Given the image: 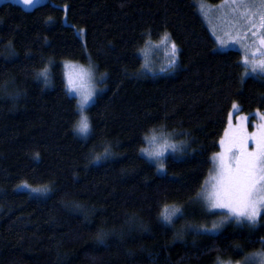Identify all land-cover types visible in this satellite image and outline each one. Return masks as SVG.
Listing matches in <instances>:
<instances>
[{
	"label": "trees",
	"instance_id": "16d2710c",
	"mask_svg": "<svg viewBox=\"0 0 264 264\" xmlns=\"http://www.w3.org/2000/svg\"><path fill=\"white\" fill-rule=\"evenodd\" d=\"M165 34L178 61L157 71L148 47ZM64 61L103 78L87 139L74 131ZM242 69L238 50L215 48L194 0L0 3V264H218L264 252V218L195 228L216 215L196 198L232 104L264 109V77ZM153 132L187 146L164 158L163 173L141 154ZM105 147L111 155L96 162ZM165 207L185 221L162 223Z\"/></svg>",
	"mask_w": 264,
	"mask_h": 264
},
{
	"label": "snow or ice",
	"instance_id": "6c2138e0",
	"mask_svg": "<svg viewBox=\"0 0 264 264\" xmlns=\"http://www.w3.org/2000/svg\"><path fill=\"white\" fill-rule=\"evenodd\" d=\"M25 5H31L33 0H17ZM232 11L237 16L249 23L253 28L256 27V18H259V27L264 29V0H231ZM244 9V11H241ZM256 33L253 32V35ZM163 43L169 41V36L165 34L162 38ZM260 46L264 48V34L260 37ZM171 58L170 63H176L178 49L175 43L170 45ZM253 59H245V66L251 65V70L257 69L264 73V59L257 64ZM259 56L264 57V51L259 52ZM65 79L67 81L68 91L76 99L77 113L79 119L75 125L74 131L82 138L87 139L92 133V122L86 115V108L90 105L96 95L95 85L93 83V69H85L77 65L65 64ZM247 75V73H245ZM43 78L47 85L49 82V73L45 69L37 74V79ZM103 79V78H102ZM232 108L238 110V105L233 103ZM247 117H239V123L232 124V114H229V126L225 129L224 137L220 140L221 151L212 157L215 167V175H211L210 180L206 182L203 191L199 194V199L208 210L209 214H215L214 210H224V219L214 223L211 229L197 231V234L214 233L226 221L234 220L236 223H247L255 227L264 213V123L256 126L257 131L249 133L245 125ZM264 120V116L260 117ZM146 141L155 145L157 136L153 134L145 137ZM251 141L254 148L249 150L248 144ZM171 149L172 153H183L187 150L184 144L177 145L170 143L167 139L159 147L152 149H141V153L146 156V162L159 164L161 167L158 172H163L165 152ZM111 155L108 147H105L103 156H96L95 161L107 159ZM26 187V185H25ZM51 190L47 187L43 189H32V192L47 195ZM183 216L179 208L165 207L162 213V223L173 225L176 219ZM105 234L98 233L97 241L104 243ZM264 243V241H262ZM259 264H264V254L259 257Z\"/></svg>",
	"mask_w": 264,
	"mask_h": 264
},
{
	"label": "rangeland",
	"instance_id": "374dc122",
	"mask_svg": "<svg viewBox=\"0 0 264 264\" xmlns=\"http://www.w3.org/2000/svg\"><path fill=\"white\" fill-rule=\"evenodd\" d=\"M7 0H0V3L5 2ZM19 6H21L23 9L29 10L33 8L36 5L42 4L48 0H33V3L31 5H25L22 2L18 3L17 0H9ZM258 2V0H257ZM195 8L197 13L200 15V17L203 19L204 23L207 25L214 41H215V48L220 51H224L227 49H235L240 52V62L242 64V76L243 77H264V73H261L259 69H257L256 72H253L251 70V65L245 66L244 61L245 59H248L251 61L253 59V54L255 55V61L258 64L261 59H264V57L259 56V52L264 51V48L260 46V37L262 34H264V29H260L259 27V18H256V27L253 28L249 23L237 16V14L233 13L232 11V5H231V0H194ZM241 11H244V9H241ZM253 32L256 34L253 35ZM81 39H83V33H79ZM173 42H171L172 44ZM170 42L168 41L167 43H163L162 39L161 41L156 45V46H149L148 51L153 52L154 54V64L152 67L157 70V71H164L166 68L174 66L177 61H178V55L176 57V63L173 65L170 63V58H171V48L169 47ZM177 47V46H176ZM162 48V49H160ZM178 49V47H177ZM142 57V55H141ZM143 64H144V59L142 57ZM65 64H71V65H77L79 67H84L86 65H80L68 61L63 62V78H64V83H65V88L67 92L73 96L72 93L68 91V86H67V81L65 79ZM85 69H88L87 67H84ZM154 70H151L149 72H153ZM247 73V75L245 74ZM101 76V75H100ZM102 77V76H101ZM93 83L95 85V90H96V95L100 92L102 89V80L100 77H98L95 73L93 75ZM95 95V96H96ZM94 96V98H95ZM93 98V100H94ZM93 100L90 102V104L93 102ZM238 105L237 103H235ZM233 105V104H232ZM232 114V124L236 125L239 123V117H247L248 119L245 121V125L247 127V131L249 133L257 131L256 126L259 124L264 123V120H261L260 117L264 116V109L263 110H254L251 112L243 113L240 110V107L238 105V110H234L231 106L228 115H227V124L224 128V131L222 133V136L220 140L224 137V132L225 129L228 128L229 126V114ZM86 114V113H85ZM166 138H163L154 145L155 147H159L163 144L164 140ZM170 143L172 142V138L167 139ZM219 140V142H220ZM153 145L150 144V147L148 146L147 149H152L154 147ZM249 150L254 148V144L249 141L248 144ZM143 149V148H142ZM221 147L219 143V150L216 152H220ZM215 153V154H216ZM142 154V153H141ZM214 154V155H215ZM143 155V154H142ZM173 156L175 158H180L181 155L179 153H172L171 149H168L167 152H165V156ZM213 155V156H214ZM145 158L146 156L143 155ZM212 156V157H213ZM147 159V158H146ZM152 163V162H151ZM156 166V169L161 167L159 164H154ZM164 169V167H163ZM164 172V171H163ZM159 172V173H163ZM211 175H215V167L214 163L212 161V167L211 170L207 176V178L204 181L203 188L201 192L203 191L205 184L207 181L210 180ZM200 192V193H201ZM196 201L198 203H201L198 208L200 209L202 215L204 214H209L208 210L205 208L201 200L199 199V195L196 198ZM183 213V216L180 217L179 219H182L185 221V213L184 210H181ZM214 213L216 215L212 216V218H207L205 217L209 223L208 225H202L201 227H195L198 228L200 231L203 229H211L214 223H218L222 219H224V210L216 209L214 210ZM264 214V213H262ZM231 225L234 227L237 226H242L244 224L248 225L246 222L245 223H236L234 220H229L226 221L223 225H221L218 230L226 225ZM185 225V224H184ZM184 227V226H183ZM202 229V230H201ZM189 231L190 228H187ZM217 230V231H218ZM216 231V232H217ZM264 254V252H256L252 253L241 260H236L235 262H228V261H221L218 264H259V257Z\"/></svg>",
	"mask_w": 264,
	"mask_h": 264
}]
</instances>
